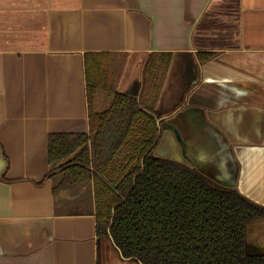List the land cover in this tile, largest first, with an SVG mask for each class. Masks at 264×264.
Masks as SVG:
<instances>
[{
  "label": "crops",
  "instance_id": "0c3cea01",
  "mask_svg": "<svg viewBox=\"0 0 264 264\" xmlns=\"http://www.w3.org/2000/svg\"><path fill=\"white\" fill-rule=\"evenodd\" d=\"M86 52L124 54L130 95L171 52L153 154L264 206V0H0V264H140L97 234L92 181L54 194L47 177L49 135L89 131ZM245 250L264 255V217Z\"/></svg>",
  "mask_w": 264,
  "mask_h": 264
},
{
  "label": "trees",
  "instance_id": "16d2710c",
  "mask_svg": "<svg viewBox=\"0 0 264 264\" xmlns=\"http://www.w3.org/2000/svg\"><path fill=\"white\" fill-rule=\"evenodd\" d=\"M122 55H84L89 131L49 135L54 194L92 181L97 234L140 264H264V255L245 250L246 223L264 217V206L153 154L160 139L155 109L172 53L148 55L134 95L117 90ZM98 88L113 94L101 111L92 104Z\"/></svg>",
  "mask_w": 264,
  "mask_h": 264
},
{
  "label": "rangeland",
  "instance_id": "374dc122",
  "mask_svg": "<svg viewBox=\"0 0 264 264\" xmlns=\"http://www.w3.org/2000/svg\"><path fill=\"white\" fill-rule=\"evenodd\" d=\"M110 104H101V109L104 110L106 109Z\"/></svg>",
  "mask_w": 264,
  "mask_h": 264
}]
</instances>
